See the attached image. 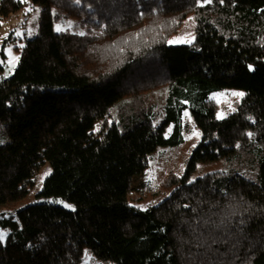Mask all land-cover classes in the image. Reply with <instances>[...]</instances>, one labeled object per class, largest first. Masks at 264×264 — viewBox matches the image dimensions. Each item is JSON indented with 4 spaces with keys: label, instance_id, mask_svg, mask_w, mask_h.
<instances>
[{
    "label": "trees",
    "instance_id": "obj_1",
    "mask_svg": "<svg viewBox=\"0 0 264 264\" xmlns=\"http://www.w3.org/2000/svg\"><path fill=\"white\" fill-rule=\"evenodd\" d=\"M31 1L38 32L0 80V203L28 197L49 165L40 194L74 209L42 201L2 219L0 264H81L86 250L117 264H264V0ZM23 5L0 0V15ZM190 15L194 39L171 44ZM69 18L83 32L56 29ZM162 88L159 124L145 106L108 120ZM227 88L244 95L219 118L211 95ZM186 109L201 140L185 174L164 191L133 187L136 160L182 140ZM197 160L235 169L190 180ZM131 192L156 202L137 206Z\"/></svg>",
    "mask_w": 264,
    "mask_h": 264
},
{
    "label": "rangeland",
    "instance_id": "obj_2",
    "mask_svg": "<svg viewBox=\"0 0 264 264\" xmlns=\"http://www.w3.org/2000/svg\"><path fill=\"white\" fill-rule=\"evenodd\" d=\"M41 6L34 4L31 0H24V5L15 13H12L8 18H3L0 15V58L5 62L4 69L0 71L1 78L11 76L20 60L22 48L26 45L27 40L33 38L40 26ZM78 26H76V24ZM194 15L187 17L181 29L171 39V44L189 43L194 39ZM56 29H71L74 32H83L80 24L73 18L55 24ZM4 55V56H3ZM167 92L165 88L157 90L154 94L146 97L143 101L127 99L121 105L114 107L111 110V116H107L111 122L113 119L119 120V115L122 108L132 109L133 107L145 106L147 113L143 117L150 118L155 124H159L166 116ZM234 93H243L238 89H222L213 93L211 96L218 101L219 108L217 116L223 118L236 108V102L241 96ZM174 122L167 126L166 136L170 138L174 134ZM182 140L178 144H166L159 146L147 161L136 160V173L134 175L133 187L147 185L148 189L156 188L164 191L163 183L170 174L183 175L193 156V151L201 140V131L196 124L195 118L189 109L183 112L181 119ZM9 140L6 128L0 120V144ZM235 166L230 161L213 160L204 162L196 161L194 170L190 174V180L212 171L232 172ZM244 168L242 170H246ZM241 171V170H240ZM50 172V166L46 165L36 182L31 194L18 203H0V221L4 218H9L16 213V210L28 204L35 202L47 201L58 204L69 210L74 209V205L60 197H46L40 194L44 180ZM248 176L256 178L257 174L253 170L247 172ZM129 199L137 206L146 207L156 202V199L149 196L140 199V195L136 192L129 194ZM7 229L0 223V236L2 241L6 239ZM81 264H117L112 260L97 258L90 250H86Z\"/></svg>",
    "mask_w": 264,
    "mask_h": 264
},
{
    "label": "snow or ice",
    "instance_id": "obj_3",
    "mask_svg": "<svg viewBox=\"0 0 264 264\" xmlns=\"http://www.w3.org/2000/svg\"><path fill=\"white\" fill-rule=\"evenodd\" d=\"M58 31H60L61 29H57ZM234 95H238V96H243L244 95V93H234ZM3 237L2 236H0V239H2Z\"/></svg>",
    "mask_w": 264,
    "mask_h": 264
},
{
    "label": "crops",
    "instance_id": "obj_4",
    "mask_svg": "<svg viewBox=\"0 0 264 264\" xmlns=\"http://www.w3.org/2000/svg\"><path fill=\"white\" fill-rule=\"evenodd\" d=\"M4 64H5V62L0 58V66H4ZM0 71H1V69H0ZM0 74H2V73H0Z\"/></svg>",
    "mask_w": 264,
    "mask_h": 264
}]
</instances>
